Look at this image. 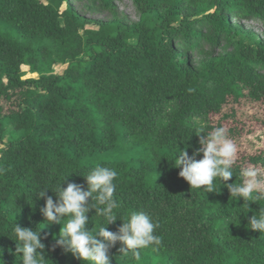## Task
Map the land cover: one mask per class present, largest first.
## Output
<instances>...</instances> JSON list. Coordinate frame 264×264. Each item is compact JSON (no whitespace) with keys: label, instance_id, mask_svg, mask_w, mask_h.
Here are the masks:
<instances>
[{"label":"trees","instance_id":"obj_1","mask_svg":"<svg viewBox=\"0 0 264 264\" xmlns=\"http://www.w3.org/2000/svg\"><path fill=\"white\" fill-rule=\"evenodd\" d=\"M130 1L139 20L127 25L91 21L68 0H0V264H21L15 223L41 230L45 264H89L55 246L62 225L45 221L36 193L67 176L62 187L86 188L84 175L97 165L119 173V217L147 212L162 238L139 260L121 255L117 242L111 264H264V233L247 226L264 199L248 211L223 183L212 193L191 189L167 160L177 144L191 156L219 126L235 142L258 130L264 145V45L231 22H264V0ZM56 63L67 65L61 76L23 79L22 66ZM262 141L238 154L226 183L249 165L264 174ZM88 215V230L98 231L102 219L94 209ZM121 225L118 218L107 227Z\"/></svg>","mask_w":264,"mask_h":264},{"label":"clouds","instance_id":"obj_2","mask_svg":"<svg viewBox=\"0 0 264 264\" xmlns=\"http://www.w3.org/2000/svg\"><path fill=\"white\" fill-rule=\"evenodd\" d=\"M192 92L193 89H189ZM203 133V132H202ZM201 136L200 147L189 156L186 149L181 150L177 144L171 159L167 160L172 167L179 168V176L183 178L191 189L202 190L207 193L216 192L217 184H224L235 201L242 198L248 211L249 203H256L264 199V174L256 165H249L240 170L239 182L226 183L233 176L234 165L237 162L238 144L231 138L225 126L213 128ZM202 154V159L197 156ZM119 173L116 168L97 165L85 175L86 188L67 183L62 187L67 176L55 190L45 188L36 193L38 198L45 199L41 213L50 225H62L58 236L54 238L55 246L71 253L82 262L89 264H111L109 251L119 242L121 255L140 258V249L158 247L162 238L156 234L159 224L144 211H131L125 218L119 217L121 207L116 199V183ZM55 193V201L46 193ZM95 210V215L102 219L99 230H88L89 213ZM122 220L118 232L108 230V225L117 219ZM66 221V222H65ZM248 228L264 233V208H260L248 220ZM12 239L16 245V256L21 264H45L43 254L45 244L42 243L41 230L21 227L15 223L12 228ZM22 254V255H21Z\"/></svg>","mask_w":264,"mask_h":264},{"label":"rangeland","instance_id":"obj_3","mask_svg":"<svg viewBox=\"0 0 264 264\" xmlns=\"http://www.w3.org/2000/svg\"><path fill=\"white\" fill-rule=\"evenodd\" d=\"M67 4L79 15L94 22H105L117 19L127 25H131L137 23L139 20V13L130 0H114V7L112 9H108L107 7H105L100 2V0H68ZM65 7L66 5H63L61 10H64ZM231 22L243 27L247 31H250L252 35L264 45L263 21L258 19L235 20L231 18ZM205 48L209 49L208 46H205ZM211 52L218 53L219 50L215 49ZM66 68L67 65L56 63L51 64L49 67H39L37 72L31 71L27 66H22L21 71L23 79L37 80L43 76L48 75L61 76ZM251 123H255L253 119H249L246 122V126L250 125ZM190 124L198 129H202L203 127H205L204 121L199 118H193L190 121ZM230 125L232 127H236V123L234 122H231ZM253 129L254 127L251 126V130ZM260 133L261 132H259L258 130L253 131L250 135L246 133L240 140L236 141V143L238 144L240 155L251 153V151H253L256 146H261L262 134ZM7 140L8 135L4 137L3 141L6 142ZM262 146H264L263 141ZM1 148L2 145H0V149Z\"/></svg>","mask_w":264,"mask_h":264}]
</instances>
